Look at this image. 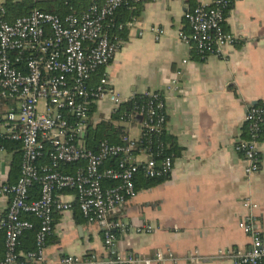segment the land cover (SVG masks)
<instances>
[{"label": "built area", "instance_id": "built-area-1", "mask_svg": "<svg viewBox=\"0 0 264 264\" xmlns=\"http://www.w3.org/2000/svg\"><path fill=\"white\" fill-rule=\"evenodd\" d=\"M143 1L92 2L80 14L71 10L64 16L35 8L11 22L2 18L0 7V99L16 103L7 112L0 111V154L5 151L3 140L19 142L21 150L16 181L0 180V196L8 197L5 217L0 220L4 236L0 264H152L171 259V255L166 258L159 251L149 257L116 254L112 229L125 230L127 225L108 219L116 208L135 196L139 173L151 179L171 174L174 155L166 152L168 147L162 139L167 119L165 98L160 91L147 90L143 93L145 101L136 110L123 113L118 109L125 100L105 75L96 86L89 84L91 75L109 64L121 44L110 33L117 10L122 6L131 10L135 3ZM231 3L232 0H195V5L184 12L188 32L179 30L178 35L199 58L223 57L225 49L237 42L236 36L224 28ZM133 25L131 18L117 27ZM149 30L157 36L163 33L157 26ZM176 81L174 78L172 83ZM101 99H107L113 108L95 116L89 104ZM39 101L43 103L39 105ZM136 115L140 116V132L131 137L127 126ZM101 119L116 124L120 142L102 139L93 149L85 135ZM243 125L245 136L236 138L234 145L246 161L245 174L250 175L260 167L258 144L264 133V105L250 104ZM71 164L75 165L72 172L61 171L62 166ZM35 183L39 185V196L31 199L29 191ZM71 197L87 222L102 224L110 256H46L54 216L71 209ZM244 205L249 212L239 227L249 236L250 246L234 254L220 250L218 257L230 255L236 264H264V237L254 214L257 205L249 199ZM24 214L33 215L38 226L34 249L21 253L19 238L33 228V222ZM134 230L150 233L154 228L142 225ZM198 259L190 258L192 262Z\"/></svg>", "mask_w": 264, "mask_h": 264}, {"label": "crops", "instance_id": "crops-1", "mask_svg": "<svg viewBox=\"0 0 264 264\" xmlns=\"http://www.w3.org/2000/svg\"><path fill=\"white\" fill-rule=\"evenodd\" d=\"M194 5L195 0H144L133 15L134 25L124 27L119 48L102 68V75L123 100L147 90L160 91L165 98V134L176 147L171 174L149 185L146 179L138 181L135 196L110 215V220L127 225L125 230L112 229L116 254L171 255L152 264H236L234 257H218V252L234 254L249 248L250 238L239 227L249 212L244 205L247 199L257 205L256 225L264 237V133L255 173L245 174L246 161L234 145L236 138L245 136L246 108L264 105V0H232L224 28L237 42L225 49L223 57L205 59L178 35L179 30L188 32L183 14ZM152 26L163 33L150 32ZM99 80L94 83L90 77V86ZM112 108L107 99L89 104L95 116ZM139 122L134 119L127 126L129 136L139 135ZM134 124L137 132L131 135ZM13 158V150L0 154L1 181H16ZM70 199L71 209L54 216L46 256H110L102 224L87 222L74 198ZM7 206L8 197L0 196V220ZM142 225L154 230H134ZM3 250L0 233V258ZM195 256L199 259L192 262Z\"/></svg>", "mask_w": 264, "mask_h": 264}, {"label": "trees", "instance_id": "trees-1", "mask_svg": "<svg viewBox=\"0 0 264 264\" xmlns=\"http://www.w3.org/2000/svg\"><path fill=\"white\" fill-rule=\"evenodd\" d=\"M88 0H20V1H12V0H6L4 3L0 4V7L3 9V15L2 18L11 22L17 17L25 16L29 14L33 9L37 8L46 12L58 14L59 16H64L65 14L71 12V10H74L77 14H80L83 12L92 2H101L99 0L97 1H91L88 3L86 2ZM140 2H137L134 4V7L131 10H127L125 7H120L115 16H114V27L111 29V36L116 37L117 39H121V36L123 34V29L118 28L117 25L120 23H124L127 20H130L133 18L134 14L141 8ZM103 68V67H102ZM102 68L98 69L96 72H94L91 75L92 82H96L99 80V78L102 75ZM145 96L143 94H136L131 99L123 101V103L120 105L119 109L123 113H130L136 108L142 104L145 101ZM116 115L112 116V119ZM120 131L113 126V124L108 120H99L97 124L91 128L90 132L85 135V139L88 143V146L95 149V146L98 141L102 139H107L111 143H118L120 142ZM162 139L165 143L169 144V147L167 148V153H172V151L176 150L175 144L172 141L171 138L166 136V134L162 135ZM2 144L5 149L13 150L14 152V158L12 161V173L14 176L18 177L19 175V169H20V160H21V150H20V144L17 141L13 140H3ZM44 162H48V160H44ZM75 165H67L62 166L60 169L64 172H72L74 170ZM146 179V185H149L153 180L151 178L144 177L141 173L138 174V177L135 180V187L138 186V181ZM12 183V182H10ZM68 191V190H66ZM30 198L34 199L39 196V185L35 183L30 188ZM24 217L31 220L33 222V228L26 230L23 232V234L19 238V245H18V251L21 253L28 252L30 250H33L35 247L34 243V237L35 232L38 226L37 219L31 215V214H24ZM111 219L110 216L108 218ZM2 233V232H1ZM3 234V233H2Z\"/></svg>", "mask_w": 264, "mask_h": 264}, {"label": "rangeland", "instance_id": "rangeland-1", "mask_svg": "<svg viewBox=\"0 0 264 264\" xmlns=\"http://www.w3.org/2000/svg\"><path fill=\"white\" fill-rule=\"evenodd\" d=\"M12 1L16 2V1H20V0H12ZM42 103H43L42 101H39V102H38L39 105L42 104ZM13 104H16L15 101H14L13 99H0V111H1L2 113L7 112V111L9 110V107H10L11 105H13ZM44 110H45V109H44ZM113 119H114V122L117 123V121H116V116H115ZM97 122H98V121H97ZM113 126L116 128V124H113ZM90 130H91V128L88 129V132H90ZM139 130H140V129H139ZM129 132H130L131 135L136 134V132H137V124H134V126L131 127V129H130ZM80 143H81V142H80Z\"/></svg>", "mask_w": 264, "mask_h": 264}, {"label": "water", "instance_id": "water-1", "mask_svg": "<svg viewBox=\"0 0 264 264\" xmlns=\"http://www.w3.org/2000/svg\"><path fill=\"white\" fill-rule=\"evenodd\" d=\"M134 119H136V120H140V116L139 115H136L135 117H134ZM120 208V206L117 208V209H119Z\"/></svg>", "mask_w": 264, "mask_h": 264}]
</instances>
